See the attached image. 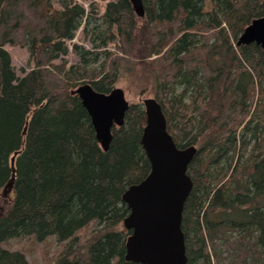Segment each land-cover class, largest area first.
<instances>
[{
    "label": "trees",
    "instance_id": "obj_1",
    "mask_svg": "<svg viewBox=\"0 0 264 264\" xmlns=\"http://www.w3.org/2000/svg\"><path fill=\"white\" fill-rule=\"evenodd\" d=\"M59 1L0 0V197L8 201L0 243L55 235L66 244L52 264H142L125 258L131 230L123 193L151 169L141 142L144 106L131 102L104 150L72 93L85 82L109 92L120 70L142 66L155 77L177 145L198 148L182 222L187 264H264V48L237 45L264 14V0H212L211 10L206 0H143L142 17L131 0H108L103 12L98 0L90 9ZM82 26L95 49L78 50L83 66L68 65ZM8 43L30 51L35 66L23 76ZM119 52L127 56L117 59ZM103 53L91 78L81 74ZM0 264L30 262L0 246Z\"/></svg>",
    "mask_w": 264,
    "mask_h": 264
},
{
    "label": "water",
    "instance_id": "obj_2",
    "mask_svg": "<svg viewBox=\"0 0 264 264\" xmlns=\"http://www.w3.org/2000/svg\"><path fill=\"white\" fill-rule=\"evenodd\" d=\"M131 2L138 16H144L143 0ZM252 42L264 48V14L246 26L237 45ZM72 93L80 97L91 116L101 146L108 150L114 136L113 127L125 123L131 104L125 90L117 86L109 92H102L85 82ZM141 102L146 114L141 142L151 169L143 180L131 184L123 193V200L130 209L124 225L131 230L126 240L125 258L142 264H187L182 222L185 203L194 186L188 167L198 148L194 144L177 145L168 129L163 106L156 97H146ZM14 178L15 168L4 187V196L12 190Z\"/></svg>",
    "mask_w": 264,
    "mask_h": 264
},
{
    "label": "rangeland",
    "instance_id": "obj_3",
    "mask_svg": "<svg viewBox=\"0 0 264 264\" xmlns=\"http://www.w3.org/2000/svg\"><path fill=\"white\" fill-rule=\"evenodd\" d=\"M91 1L92 0H80L81 3L85 4L87 9L91 8ZM98 1L102 5L101 12H103L108 0ZM54 4L56 7L61 6L59 0H54ZM205 8L206 10H211L213 8V1L206 0ZM92 27L93 24L89 28ZM82 28L83 26L78 29L75 37L69 42L70 48L67 56V60L69 62L68 65L82 64V60L78 50H81L82 48L95 49L94 43L91 40L92 34L89 33V35H86L83 32ZM6 47L11 52L12 64L19 76H23L26 72H28L35 66L34 60L31 57L28 47L22 44L11 45L9 43L6 44ZM110 48L111 50H114L115 46L111 44ZM98 50H103V48H98ZM119 55H123L122 57L127 56L126 54H123L121 52L116 53L114 56H117L118 59ZM114 56L109 59L108 64L112 61V59H114ZM104 58L105 53H103L100 56V59L96 62H93V64H91L88 68L85 67L84 70H82L83 72H81V74L84 73L83 75H86L87 78H91L92 73H94L96 67L100 66L102 61H104ZM140 61L145 62L144 59H141ZM55 62L61 61L56 59ZM114 85L115 87H122L125 90L127 99L131 102H141L143 98L156 97V80L153 73L148 67L137 66L130 70H120L118 79ZM7 202V200L0 197V208L3 207L4 203L5 205H7ZM94 226L95 224L89 230H85L87 237L92 232V228H94ZM65 244L66 241H59L55 235H51L43 241L37 240L35 236L31 235L11 238L8 241L0 243V246L10 249H19L23 251L26 254L30 264H52L58 259L60 253L65 247Z\"/></svg>",
    "mask_w": 264,
    "mask_h": 264
},
{
    "label": "bare ground",
    "instance_id": "obj_4",
    "mask_svg": "<svg viewBox=\"0 0 264 264\" xmlns=\"http://www.w3.org/2000/svg\"><path fill=\"white\" fill-rule=\"evenodd\" d=\"M109 38V37H108ZM88 64V63H87Z\"/></svg>",
    "mask_w": 264,
    "mask_h": 264
}]
</instances>
